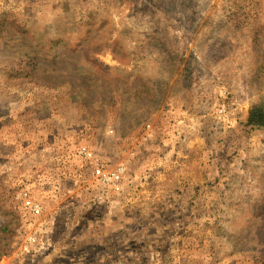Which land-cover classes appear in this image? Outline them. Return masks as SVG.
<instances>
[{
    "label": "rangeland",
    "instance_id": "obj_1",
    "mask_svg": "<svg viewBox=\"0 0 264 264\" xmlns=\"http://www.w3.org/2000/svg\"><path fill=\"white\" fill-rule=\"evenodd\" d=\"M255 106L264 0H0V264H264Z\"/></svg>",
    "mask_w": 264,
    "mask_h": 264
},
{
    "label": "built area",
    "instance_id": "obj_2",
    "mask_svg": "<svg viewBox=\"0 0 264 264\" xmlns=\"http://www.w3.org/2000/svg\"><path fill=\"white\" fill-rule=\"evenodd\" d=\"M98 173L102 175L103 179L111 181V182H117L120 179V173L118 171H103L101 168H98ZM25 204L26 207H29L32 212L39 213L41 210V207L39 204L34 203L28 194H25Z\"/></svg>",
    "mask_w": 264,
    "mask_h": 264
},
{
    "label": "trees",
    "instance_id": "obj_3",
    "mask_svg": "<svg viewBox=\"0 0 264 264\" xmlns=\"http://www.w3.org/2000/svg\"><path fill=\"white\" fill-rule=\"evenodd\" d=\"M247 125L254 128H264V106H255L248 114Z\"/></svg>",
    "mask_w": 264,
    "mask_h": 264
}]
</instances>
